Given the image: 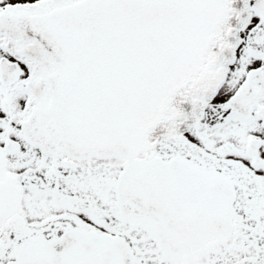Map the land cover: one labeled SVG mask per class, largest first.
Listing matches in <instances>:
<instances>
[{"label": "flooded vegetation", "instance_id": "af4514ba", "mask_svg": "<svg viewBox=\"0 0 264 264\" xmlns=\"http://www.w3.org/2000/svg\"><path fill=\"white\" fill-rule=\"evenodd\" d=\"M91 1L0 0V264L28 243L71 232L125 241L131 264H264V186L242 164L264 162V0H167L161 29L181 25L172 39L182 53L161 76L136 67L116 93L111 82L89 85L71 51L87 18L102 26V7L81 11ZM201 49L216 56L191 57ZM233 73L238 83L220 101ZM142 78L153 89L144 108L122 96ZM231 119L262 130L244 138L243 153L230 140L220 153L224 162L235 157L239 172L215 164V138ZM200 177L233 187L231 228L213 235L201 227L193 241L174 244L137 205L144 200L161 223L176 213L200 224Z\"/></svg>", "mask_w": 264, "mask_h": 264}, {"label": "water", "instance_id": "95a60500", "mask_svg": "<svg viewBox=\"0 0 264 264\" xmlns=\"http://www.w3.org/2000/svg\"><path fill=\"white\" fill-rule=\"evenodd\" d=\"M167 0H92L83 6L82 12L88 9L103 8L102 26L97 30V24L87 18L83 32L72 33V53L77 58V65L86 67L88 84L104 81L113 83L109 90L116 93L120 83H127L124 79L137 76L139 67L144 75L157 74L161 76L164 67H170L183 51V44L172 37L178 32L180 24L172 23L167 29H161L160 18L163 4ZM136 4H142L147 10L142 14L131 11ZM149 9V10H148ZM110 13H114L110 17ZM146 15L153 20L152 25L144 22ZM132 17H141L136 23L131 22ZM90 17V15H89ZM163 27V26H162ZM168 33V34H167ZM167 40H164V39ZM164 41H169L167 47ZM134 67V68H133ZM111 76H113L111 78ZM109 78V79H108ZM147 82L142 78L138 86L124 89L122 96L125 102H130L135 107L144 108L150 104L153 89L149 90ZM128 90V91H127ZM149 90V91H148ZM143 92V94H140ZM177 170L183 171L184 176H194L184 164H179ZM201 181H202V177ZM145 176L135 177L133 186L137 189ZM140 195L139 191H133ZM197 193V191L195 192ZM197 199L204 205L199 212L203 213L205 221L197 222L181 220L179 214L167 215L161 223L160 216L146 206L144 200L139 202L140 210L154 214L159 221V226L174 244L186 245L197 237L202 231L201 227L208 229L207 234H223L230 230L233 217L232 203L235 199V191L231 184L222 178L213 180L203 179L199 185ZM182 207H180L181 209ZM185 209V208H184ZM186 210V209H185ZM212 215L210 223L208 212ZM214 213V216L213 214ZM214 218V222H213ZM200 225V227H199ZM71 237V238H70ZM75 239H78L76 241ZM131 250L128 244L122 240L94 236L83 232H71L67 238L58 240L40 239L34 243H28L18 249L13 260L6 264H131Z\"/></svg>", "mask_w": 264, "mask_h": 264}, {"label": "rangeland", "instance_id": "374dc122", "mask_svg": "<svg viewBox=\"0 0 264 264\" xmlns=\"http://www.w3.org/2000/svg\"><path fill=\"white\" fill-rule=\"evenodd\" d=\"M212 51L208 49H201L200 51L196 50L195 54L191 56L192 58H207V57H215L216 55H212ZM240 56V50L239 51H228L227 56ZM190 57V58H191ZM238 69V66H237ZM234 73L230 75L229 80L227 81V85L223 88L222 93L220 94V101L226 100L228 97V94L232 93V90L234 89L235 85L238 83V78L234 77ZM236 76V75H235ZM244 134V135H242ZM258 134V135H257ZM262 134V130L256 129L255 124L251 123L248 125L247 129L245 127H241L236 120L231 119L225 127H222L220 129V135L215 138V143L217 147V153H216V160L215 164L217 165H223L227 166L228 169L235 168L239 172L241 169L243 170V166L241 168V163L233 157L232 160L229 161H223L222 153L223 148L226 146L228 147V144L231 143L229 147L233 149L234 153H238L239 151H242L244 144V138L247 137V135H253V137L259 136ZM230 142L228 143V141ZM254 141V140H253ZM201 146H204V142L200 144ZM264 156V150H261L260 152ZM242 164L247 165V170L250 171V178L261 180L260 182L264 186V162L260 165H257V163L250 160H242ZM230 165V167H229ZM239 180V179H238ZM251 184H255V182H252Z\"/></svg>", "mask_w": 264, "mask_h": 264}]
</instances>
